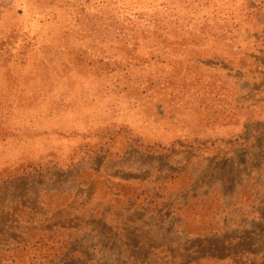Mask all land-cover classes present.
I'll return each instance as SVG.
<instances>
[{"label": "rangeland", "instance_id": "obj_1", "mask_svg": "<svg viewBox=\"0 0 264 264\" xmlns=\"http://www.w3.org/2000/svg\"><path fill=\"white\" fill-rule=\"evenodd\" d=\"M0 264H264V0H0Z\"/></svg>", "mask_w": 264, "mask_h": 264}]
</instances>
